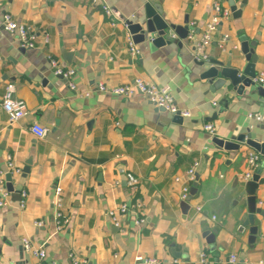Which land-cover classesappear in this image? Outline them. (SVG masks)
Segmentation results:
<instances>
[{"label": "crops", "instance_id": "crops-1", "mask_svg": "<svg viewBox=\"0 0 264 264\" xmlns=\"http://www.w3.org/2000/svg\"><path fill=\"white\" fill-rule=\"evenodd\" d=\"M100 1L118 12L114 22L92 0H0V198L2 189L9 192L7 204L0 206V264H73V258L87 264H143L138 256L164 264L180 256L183 264H200L203 252L210 264H264V216L256 214L255 241L250 227L241 229L248 210L243 208L246 197H239L240 174L247 170V152L255 149L242 144L239 151L227 152L214 142L245 133L264 140V103L256 95L248 99L226 89L212 92L201 78L209 65L198 67L194 53L212 4L219 2L231 16L205 61L239 62L243 69L249 63L241 49L246 40L258 58L257 76L264 73V0H156L152 3L161 6L165 20L188 26V39L173 32L177 42L172 45L137 44L138 56L129 51L132 35L122 18L139 21L151 1ZM232 6L241 14L234 17ZM4 12L34 25L41 36L47 33L49 44L21 47L3 29ZM224 34L228 40L221 45ZM52 59L75 71L70 81L55 74ZM135 78L169 86L176 104L191 116L179 121L143 94L127 98L98 90L101 83L117 86ZM8 84L28 110L14 124L1 104ZM207 122L216 126L214 136L203 129ZM34 124L49 129L46 137L32 132ZM10 160L21 170L11 182L20 195L8 190ZM28 161L32 165L25 172ZM194 162L200 163L198 191L185 213L175 177ZM256 171L261 175L257 206L264 211V160ZM129 174L137 180L134 187ZM57 188L67 219L62 230L55 220ZM137 201L143 205V223L133 214L122 227L112 223L110 209ZM38 221L43 225L37 226ZM208 229H217L213 244L204 235ZM24 238L43 246L46 256L24 252Z\"/></svg>", "mask_w": 264, "mask_h": 264}, {"label": "built area", "instance_id": "built-area-1", "mask_svg": "<svg viewBox=\"0 0 264 264\" xmlns=\"http://www.w3.org/2000/svg\"><path fill=\"white\" fill-rule=\"evenodd\" d=\"M154 2L156 0H149ZM93 7L100 6L107 17L111 18L113 22L115 21V15L113 9L102 4L100 0H92ZM231 16V11L228 7L223 6L219 2H214L211 7V14L208 19L203 24V32L200 38L194 42V53L197 60L207 59V50L214 42L215 36L220 32L222 23ZM195 25V22H193ZM2 26L3 29L9 34L15 36L19 45L23 48H37L41 44L47 45L50 42V36L47 33H43L42 36L39 34L34 25L18 21L12 13L4 12L2 14ZM193 40V37H189ZM42 39V42H41ZM228 40V35L224 34L221 40V45H224ZM129 51L132 56H138L140 50L137 44L134 43L131 37L128 39ZM0 59L2 57L0 56ZM54 72L56 75L66 78L68 81L75 74L73 69L63 67L57 60H51ZM254 82L258 84H264V73L256 76ZM69 87L76 91L77 86L73 82H69ZM98 90L115 96L132 98L138 94L145 95L148 100L154 104L156 107L161 108L170 112L173 115L179 114L182 117H190L191 112L180 108L172 95L169 86H159L157 84L148 83L141 78H135L133 81L126 82L117 86H108L104 83L98 85ZM15 88L13 85L8 84L5 87V92L1 98V104L3 109L8 114L9 123L14 124L22 120L27 115V104L24 100L14 98ZM83 95H90L89 92L83 93ZM215 104V103H214ZM250 117L254 115L250 114ZM203 129L210 135L214 136L216 134V126L212 122H207L203 125ZM32 132L40 139L46 137L49 132L47 127L41 126L39 124H34L31 128ZM247 160V170L240 174L241 180L245 183L250 180L253 176L255 168L258 166L259 162L262 160V154L256 150H249L246 155ZM199 162H194L188 170H186L182 175L175 177V182L181 184L180 198L182 201H188L191 196V188L194 182L197 181V168L199 167ZM8 172L13 174L21 173V170L16 167L12 160L8 162ZM128 181L131 187L137 184V180L132 176L128 175ZM3 196L0 198V206L7 204L9 199V192L4 188L2 189ZM23 197H26V192L22 193ZM55 220L58 223V230H62L64 225L67 223L66 216L63 213L64 200L62 196V189L57 188L55 191ZM25 202L21 205L23 208ZM142 203L137 201L133 205H128L127 203H122L109 210L108 215L112 223L118 227H122L124 224V219L129 214L135 215L137 218L136 222L143 223L144 220L141 218ZM200 211V208H198ZM37 226H42V222H36ZM22 247L24 252L32 254L34 256L44 258L46 252L44 247H37L28 238L22 240ZM137 262L143 264H164V262L158 258L138 256L136 258ZM232 262H236V257L231 258ZM85 260L73 258V264H87ZM172 264H183L180 259H172ZM200 264H210L208 257L205 252L201 254Z\"/></svg>", "mask_w": 264, "mask_h": 264}, {"label": "water", "instance_id": "water-1", "mask_svg": "<svg viewBox=\"0 0 264 264\" xmlns=\"http://www.w3.org/2000/svg\"><path fill=\"white\" fill-rule=\"evenodd\" d=\"M232 12L234 13V17L241 14V10H238L235 6H232ZM115 13L118 14L116 11ZM122 20L126 21L128 30L130 35H132L135 44L147 43L153 47L172 45L174 42H177L172 36L173 32L178 35L180 39H188V26H177L165 20L162 16L161 6L158 3L148 2L146 4L145 16L139 21H131L124 18H122ZM188 22L189 20H186L185 23L188 24ZM178 45L181 46V42H178ZM241 49L242 53L246 56L247 61H249L243 69H241V64L239 62H237L236 66H232L231 62L224 64L215 59H211L210 61L196 60L195 63L200 68L209 65L208 68L201 73V78L209 82L210 90L212 92L219 89H226L229 94L238 97H247L248 99H253L256 95L259 97L257 101L263 104L264 87L262 84L254 82V78L257 76L255 67L258 58L251 55L254 50L250 48V45L246 40L242 42ZM175 116L179 121L182 120V117L179 114H176ZM214 142L218 149L227 152L239 151L241 145L245 144L260 152L262 154V160H264V140L261 141L252 138V135L249 133L239 134L230 140L216 137ZM229 163L230 162L227 161L225 164L228 165ZM27 165L28 166L24 169L25 172L30 170L32 162L28 161ZM260 177V171H256L250 180L240 185L242 186V191L240 192L239 197H246V202L243 204V208L248 210V216L241 229L250 227V239L252 241L256 240L259 231V227L256 225V214L264 216V211L257 206L256 191L259 187ZM7 180L9 182L8 190L20 195L21 192L15 191L11 185L12 175L10 173L7 175ZM197 191L198 185L197 182H194L191 188V196L195 195ZM189 200L182 201L181 203V207L185 213H187L190 208ZM216 233L217 229L205 230L204 235L207 237L209 243L213 244L215 242ZM177 258H180V256H177Z\"/></svg>", "mask_w": 264, "mask_h": 264}]
</instances>
